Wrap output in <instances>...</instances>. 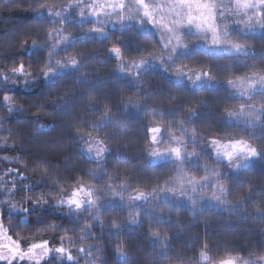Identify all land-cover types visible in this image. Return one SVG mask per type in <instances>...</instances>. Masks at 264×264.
<instances>
[{
  "label": "trees",
  "instance_id": "obj_1",
  "mask_svg": "<svg viewBox=\"0 0 264 264\" xmlns=\"http://www.w3.org/2000/svg\"><path fill=\"white\" fill-rule=\"evenodd\" d=\"M96 1L72 0L67 7L69 0H0V70L4 74L0 76V114L5 117L0 120V138H8L0 146V228L7 230L1 232L7 238L18 240L22 250L45 241L49 249L40 260L16 256L0 258V264H108L113 253L117 258L113 262L122 264H206L198 256L205 241L213 258L227 249L264 248V234L259 231L264 213L252 211L253 203L264 207V175L259 180L246 176L264 161V152L232 169L210 142L211 137L227 143L244 135L264 147V113L256 120L244 115L229 117L224 111L239 112V105L252 102L228 80L264 67V29L249 31L237 23L243 16L237 14L234 0H203L215 5L219 44L211 43V32L195 24H175L177 19H186L188 5L197 0H146L153 12L152 23L135 13L131 20L119 19L121 10L90 19L89 5ZM125 3L123 12L128 14L133 3ZM41 4L61 15H49L48 7L41 9ZM157 10H162L161 15ZM61 20L64 33L71 35L53 48L60 35L54 33L50 40L47 30L59 28ZM90 25L102 29L111 40L94 38L102 46L75 52L73 47L86 42ZM176 34L182 44L176 43ZM24 39L28 43L21 50ZM228 40L250 41L253 47L238 52L224 43ZM111 43L120 47L123 61L108 51ZM72 54L78 57L75 66L68 63ZM141 57L146 58L142 66L129 63ZM57 59L64 62L63 67L55 63ZM46 61L53 69L47 78L40 72ZM21 62L25 71L32 68L31 77L10 71ZM177 68L183 71L178 74ZM197 70H201L200 79H191ZM204 70L215 79L204 76ZM175 90L182 91L179 94L188 100L187 105L195 106V114L179 109L177 102L168 106L166 99ZM5 94L17 103L7 104ZM251 95L252 100L264 101V88L258 85ZM127 97L132 99L126 106ZM105 104L112 111L102 118ZM153 116L164 121L155 145L148 143ZM74 127L82 129L79 136ZM191 128L196 129L195 137L188 131ZM173 135H182L183 141H174ZM96 137L109 146L102 157L95 154ZM12 141L15 146H10ZM90 146L92 152L87 151ZM164 147H181V159L162 154L163 159L153 163L157 158L148 155L149 148ZM41 165L49 169L47 178L32 172ZM217 171L219 177L214 175ZM78 176L91 190L94 203L84 196L78 210L57 206L48 195L60 193L52 178L69 195ZM193 177L198 181L195 193L191 192ZM218 179L228 182L229 199L242 193L246 184L254 186L252 195L243 206L219 204L211 199ZM137 189L145 196L135 199ZM37 195H44L49 203L26 200ZM12 216L17 223H8ZM152 230L161 235L167 231L169 239L163 246L159 237L151 235ZM127 243L132 250L126 248ZM119 245L126 253L122 258L116 252ZM61 246L75 259L70 261L67 252L55 250ZM81 247L83 252H79ZM55 253L58 258L52 256Z\"/></svg>",
  "mask_w": 264,
  "mask_h": 264
},
{
  "label": "clouds",
  "instance_id": "obj_2",
  "mask_svg": "<svg viewBox=\"0 0 264 264\" xmlns=\"http://www.w3.org/2000/svg\"><path fill=\"white\" fill-rule=\"evenodd\" d=\"M132 3H133V6L129 9L128 14H125L123 12V9H125V7H127L125 0H115V2H109L107 4V6H105V4H103V3H100L98 5V7H94L92 5H89V9H90L89 14L92 16H98L102 13L104 15H111L113 12H115L117 10H121V14H120L119 19L131 20L133 18L132 13H135L138 16L148 18L149 23L153 22V18H150L145 14L144 4L141 3V0H132ZM234 3H235V9H236L237 14L243 16V19H238L236 21L237 23L241 24L243 26V28H246L249 31H254L257 28L264 29V0H249V3H247L246 5H243V6L240 5L239 3H237V0H234ZM71 4H72V0H69V4L67 7H70ZM213 6L215 8V5H213ZM39 7L41 9H43L45 7H48V6L46 4H41V5H39ZM67 7L65 8V11H67ZM101 8H102V11H97V9H101ZM48 14L60 16L61 12L57 11V12L53 13L51 10V7H48ZM79 14L81 16L84 15V9L83 8L80 9ZM220 15H221V17H223L224 12L222 11L220 13ZM63 23H64L63 20H61L59 28H49L47 30L48 38L50 40L52 39L54 33L60 35V38L56 41V44L53 45V48H55L62 41H67L71 35L70 32L64 33ZM94 31L102 32L103 30L102 29H94ZM27 43H28V39H24L21 42V50L23 48V45H26ZM32 44L35 45L36 40L33 39ZM237 44L239 45V47H233V48L238 52H247L248 50H250L253 47V45L250 41L237 42ZM113 46L118 47L116 44H112L108 48V51L111 53H113L111 51V48ZM48 55L51 56L52 53L49 52ZM79 55H83V53H80ZM73 58H75L76 64H77L78 63L77 54L70 55L67 58L68 63H69V60H71ZM124 59H119V60L117 59V60L123 61ZM138 60H142L143 62L142 63H134V61H138ZM145 62H146L145 57H141L140 59L129 61V63H134L137 67L142 66ZM55 63L58 66H61V67L64 66V62L60 59H57L55 61ZM121 65H122V67H121ZM118 67H120L121 71L125 70L123 63H120L118 65ZM10 71L16 75H24L26 77H31L32 73H33V70L31 67H29L27 69V71H25V65L23 64V62H21L20 64H18L15 67H12L10 69ZM52 71H53V69L51 67H49L48 61H46L44 63V65L40 68V72L43 73V76L45 78H47L48 75ZM253 71L257 72L258 75H251V73ZM3 75H4L3 71L0 70V76H3ZM236 77H243L244 79L241 82L240 80L236 79ZM236 77L234 79L230 78L229 80H232L233 83H229V80H228V84L232 85L234 88L237 89V91L240 94L244 95L247 99H249L252 102L250 104H248L247 106H245L243 104L239 105L238 106L240 109L239 112H237L236 110H230V109H224V111L226 112V114L229 117L244 115L248 118H255L256 120H259L260 114L264 113V101L252 100L251 93H252V90L257 87V85H259L261 88H264V67H256L254 70H252L248 73H245L244 75H240V76H236ZM208 78L209 79H215V77H213L211 75H209ZM4 79H7V76H4ZM33 79H35V77H33ZM199 79H197V80H199ZM13 83H15V80H13ZM131 99H132L131 97L126 98V106H127V103L131 102ZM173 99H175V97H173ZM4 100L7 104H10V105H15L17 103L16 101H13L11 99V97H9L7 94H5ZM21 107H22V105H21ZM185 110L188 113L195 114V106L194 105L190 106V107H186ZM8 111L10 113L12 111V108L9 107ZM111 111H112L111 107L108 104H105L102 118H106ZM38 112H39V110H37V113H33V114L34 115L38 114ZM4 118H5L4 114H0V120H3ZM180 123L182 125L183 120H181ZM150 124L153 126L149 128L148 143L155 145L158 142V135H157L158 133L155 134V139H153L154 134L150 130L155 128L156 126H159L160 131H161L163 126H164V121L162 119L158 120V119H156V117L153 116L150 119ZM73 131L77 136H79L82 133V129L79 127H74ZM169 131L171 133V131H172L171 128L169 129ZM188 131H190L191 134L193 135V137H195V135H196V129L195 128L188 129ZM7 139H8L7 137L0 138V146H3V143L6 142ZM172 139L174 141H183V136L181 135L180 137H176L173 135ZM232 141H241L244 144V147L242 150H236L235 152H233L230 159L227 158L232 169L241 168L244 165V163L246 161H248L250 158L258 157L262 152H264V147L257 144L249 136L240 135L238 137H233L232 139L228 140L227 144H229V150L230 151H231V142ZM97 142H102L103 151L99 152L98 148H95V154L97 157H102L103 154L109 150V146L103 139H100L99 137L95 138V145L97 144ZM15 144H16V141H12L10 146H15ZM173 148H180V150L182 152L181 147L149 148L148 155L151 157L157 158V159L153 160V163H157L159 161V159H163V155H171L176 159H181V155L179 157H177L176 155L173 154V152L171 151V149H173ZM87 151L92 152L93 147H91V146L88 147ZM214 151L217 154H220L216 151V147L214 148ZM189 155H191V153H189ZM5 158L8 159V157H5ZM32 172L36 173L41 179L47 178L49 175V169L45 165H41L38 169L33 168ZM214 175L219 177L220 176L219 171L215 172ZM51 182L53 184H57L58 186H60V193L59 194L48 193V195L54 200V202L57 206L63 204V205H67L69 208L74 207V209H77V210L82 207L84 202H82V204L79 207H77L76 205L68 203L69 198L72 196V193L77 188H79L81 185H83L85 187V184L82 182L81 177L78 176L76 178V180L73 182L72 191L69 195H64L66 189L62 185H60V182L55 177L52 178ZM190 183L192 184L191 192L195 193L196 192V183H198V181H195V178L193 177L192 180L190 181ZM253 187L254 186L252 184H246L243 192L238 194L236 196V198L234 200H232V199H229L228 182L225 180L218 179L216 181V184L213 185L214 191H213L211 199L217 201L219 204H222V205H224V204H227V205L240 204L243 206L245 204L246 200L252 195ZM14 188H15V185H13V189ZM169 191L175 192L176 190L175 189H169ZM177 194L178 195H184L185 193L180 192ZM187 198L190 201H192L193 204L196 203V201L193 200V197L191 194H188ZM26 200H31L32 204L43 205V204L49 203V200L47 198H45L44 195H37L36 198H32L29 196L26 198ZM89 203H94V201L92 200ZM244 210L246 211L247 209L245 208ZM24 211H27V209H24ZM252 211L255 213H264V207H262L261 204L258 202L253 203ZM97 219H98V217H97ZM4 231L6 232L7 230L5 229ZM259 231L261 234H264V226H261ZM151 235L154 237H159L161 240L162 246L164 245V242L169 239V235H168L167 231H165L161 235L160 231L152 230ZM8 239L11 240L12 238L8 237ZM45 242L47 244V241H45ZM45 242H43V243H45ZM13 243L15 244V248L10 249V251H13L14 253L18 254L20 259L26 258V256H28V253H25L22 250H20L19 241L17 240V241H14ZM32 247L33 246L29 247V252H31ZM58 249H64L63 252H67L68 260L71 261V260L75 259V257L72 256L71 252H68V250L66 248H64L63 246L55 249L57 252H60V251H58ZM208 249H209V244L207 243V241H205V242H203L202 246L198 250L199 260L202 262H206V264H264V248H258L255 245H252L251 247H249L246 252H242L240 250L227 249L222 254L216 256L215 258H213L211 256ZM83 250H84L83 247H81L80 251L83 252ZM116 252L121 258L126 255L123 245L117 246ZM89 254L91 255V253H89ZM46 255L47 254L43 253V256H46ZM43 256L41 258H43ZM0 258L6 259L7 255L5 254L3 256H0ZM13 258H15V255L13 256ZM28 258H31V257H28ZM99 259H100V257L97 256V260H99ZM9 264H10V261H9ZM37 264H38V262H37ZM93 264H96V261H93Z\"/></svg>",
  "mask_w": 264,
  "mask_h": 264
},
{
  "label": "snow or ice",
  "instance_id": "obj_3",
  "mask_svg": "<svg viewBox=\"0 0 264 264\" xmlns=\"http://www.w3.org/2000/svg\"><path fill=\"white\" fill-rule=\"evenodd\" d=\"M113 2H115V0H113ZM141 3L144 4V12L145 14L150 17L153 18V12L150 10L149 5L147 4L146 0H141ZM237 3H239L240 5H246L247 3H249V0H237ZM97 11H102L101 9H97ZM187 22L189 24H195V26L204 31H210L212 34V40L211 43L213 44H219L221 43V40L219 38V31L218 28L216 26L215 23V12H214V6L210 3H205L203 2V0H197L196 3L194 4H189L188 5V12L186 14V19H177L175 21L176 26L178 27L180 24ZM166 28H168L169 31H174L173 28H169L168 25H165ZM175 40L177 44H182V40L180 38V36L178 34L175 35ZM224 43L230 44L232 47H239V45L231 40L228 41H224ZM111 51L115 54V56L117 57V59H124V57L122 56V52L121 49L119 47L113 46L111 48ZM157 59H159V56H156ZM142 60H138V61H134V63H142ZM69 64L72 66H75L76 64V60L75 58L69 60ZM122 67V65H121ZM177 73L179 74L180 72L183 71V69L181 68H177L176 69ZM191 71V70H189ZM204 76H209L210 73L206 70L203 71L202 73ZM201 75V70H197V74L195 77H191V79L193 80H197L200 78ZM251 75H258L257 72L253 71L251 73ZM236 79L240 80L241 82L243 81V77H236ZM229 83H233L232 80H229ZM150 131L153 132V139H155V134L159 133L160 128L159 126H156L155 128L151 129ZM210 142L215 145L216 147V151L220 154H223L226 158H231L233 152H235L236 150H242L244 147V144L241 141H232L231 142V151L229 150V144L227 143H222L219 139L215 138V137H211L210 138ZM93 147L98 148L99 152L103 151V144L102 142H97L96 145H94ZM171 151L173 152L174 155H176L177 157H179L181 155V150L180 148H173L171 149ZM86 196L88 197L89 202L92 201V192L91 190L85 188L83 185H81L79 188H77L73 193L72 196L69 198L68 203L69 204H73L76 205L77 207H79L82 202H84L83 197ZM145 196V193L139 189L136 190V195H135V199H139L141 197ZM36 248H43L44 249V253L47 254L49 249L47 248V244L42 243V244H37L33 246V250ZM58 251L63 252L64 249H58Z\"/></svg>",
  "mask_w": 264,
  "mask_h": 264
},
{
  "label": "rangeland",
  "instance_id": "obj_4",
  "mask_svg": "<svg viewBox=\"0 0 264 264\" xmlns=\"http://www.w3.org/2000/svg\"><path fill=\"white\" fill-rule=\"evenodd\" d=\"M109 2H113V0H105V2L103 4H105V6H107V4ZM99 4H100V2L97 0L93 5H94V7H98ZM157 12H159V14L161 15L162 10H157ZM96 17L97 16L90 15V19H97ZM87 28H88L87 29L88 32H87V36H86L87 39L85 40L86 42H84V40L83 41H80L79 44H77L75 47H73V49H74L75 52H78V51H80L82 49L89 51L92 48H96V47L102 46L103 43L93 42L94 38L98 39L99 41H101L102 39H105V38L108 39V40H111L110 36L108 34L104 33L103 31L102 32L94 31V29H98L97 27H94V26L90 25ZM111 45H112V43H111ZM104 48H106V47L104 46ZM40 57H41V55H40ZM137 93H139V92L137 91ZM179 93H182V91H180V90L172 91L171 92L172 98H168L166 100L169 103L168 104L169 107H171V104H175L177 102L178 103V106H179V109H181V110L183 109L184 110V109H186V107H189L190 105H187L188 104V100L182 94H179ZM140 94H141V92H140ZM173 97H175V99H173ZM142 99L143 100L145 99V96H144L143 93H142ZM189 103H191V101H189ZM201 112L202 113H206L207 111L202 109ZM217 155L219 157H222V158L225 157L223 154H217ZM250 159H252V158H250ZM248 161H246V162H248ZM253 169L254 170L251 169L249 171V174L250 175L247 174L246 176H250V177L253 176L255 179L257 178V180H259L261 178V176L264 175V161L261 160L258 164L254 165V168ZM167 172H171V171H167ZM255 173H257V174H255ZM83 200H84V198H83ZM7 221H8V223L9 222L17 223L18 219L16 217H13L12 216V217H9V219ZM1 229L2 228H0V232L4 231V230L1 231ZM19 230L20 229L14 230V232H18ZM7 240H8L7 244H8L9 249H8V247L7 248H1V250L4 251V252L3 253H0V256H3V255L6 254L7 255V258H8L10 256L12 257L10 248H12V249L15 248V245L13 244V242L15 240H13V239H11V240L7 239ZM35 245H37V244H35ZM126 246H127L126 248L128 250H132V248H131L132 245L130 243H127ZM20 250H22V249H20ZM22 251L25 252V253H28V257L33 256L34 258H39V259L43 256V253H44V249L43 248H36V249L33 250V247L31 249V252H29V249L28 250H24L23 249ZM79 252H81V251H79ZM112 255L113 256L110 258L111 261L108 264H122L120 262L119 263L118 262L115 263L116 262L115 259H117V258L114 255H116V254L113 253ZM52 256L53 257H57V258L59 257V255L56 254V253L53 254ZM1 259H4V258H1ZM114 260H115V262H113ZM50 264H57V263H50ZM63 264H65V263H63Z\"/></svg>",
  "mask_w": 264,
  "mask_h": 264
},
{
  "label": "flooded vegetation",
  "instance_id": "obj_5",
  "mask_svg": "<svg viewBox=\"0 0 264 264\" xmlns=\"http://www.w3.org/2000/svg\"><path fill=\"white\" fill-rule=\"evenodd\" d=\"M7 239H8V238H7L4 234H2V233L0 232V253H3V252H4V251L1 250V248H7V246H8V244H7L8 240H7ZM13 244H14V243H13ZM14 245H15V244H14ZM20 249H21V248H20ZM14 255H15V257H16V256H19L18 254L14 253V254L12 255V257L10 256L9 258L12 259ZM37 260H40V259L37 258Z\"/></svg>",
  "mask_w": 264,
  "mask_h": 264
},
{
  "label": "water",
  "instance_id": "obj_6",
  "mask_svg": "<svg viewBox=\"0 0 264 264\" xmlns=\"http://www.w3.org/2000/svg\"><path fill=\"white\" fill-rule=\"evenodd\" d=\"M8 247V246H7ZM8 249H9V247H8ZM10 249H12V248H10ZM11 254L13 255L14 254V252L13 251H11Z\"/></svg>",
  "mask_w": 264,
  "mask_h": 264
}]
</instances>
